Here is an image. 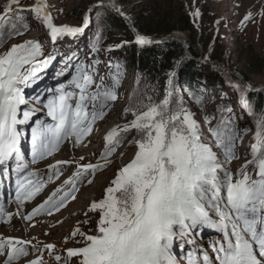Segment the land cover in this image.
Wrapping results in <instances>:
<instances>
[{
    "label": "snow or ice",
    "instance_id": "snow-or-ice-1",
    "mask_svg": "<svg viewBox=\"0 0 264 264\" xmlns=\"http://www.w3.org/2000/svg\"><path fill=\"white\" fill-rule=\"evenodd\" d=\"M102 7L125 15L115 4L97 5ZM24 11L20 0H10L0 14V47L29 30ZM27 11L48 30L54 45L64 37L83 34L90 23L89 15H85L82 26H57L44 0H36ZM251 18L249 13L245 20ZM100 42L98 35L92 44L93 53H99ZM135 43L145 46L154 41L136 35ZM54 59L55 55H44L38 40L13 44L0 53V187L10 172L16 174L18 208L34 199L48 183L59 179L61 166L71 163L56 161L49 165L52 174L47 181L41 180L26 162L22 150L25 140L30 145L32 164L52 157L66 141L73 140L74 146H79L119 98V63L109 62V69L115 71L105 76L100 74V60L92 58L87 62L72 55L64 57L63 67L56 74L59 77L71 72L69 80L29 98L25 89L42 79L39 73ZM175 75L169 74L168 87L159 102L151 95L147 96V103L140 99L133 105L130 101L124 114L127 117L131 113L133 119L106 134L101 160L107 161L133 130L136 135L130 145L137 150L106 188L104 198L90 204L89 211L98 213L95 232L88 235L77 228L72 233L73 237H83L84 246L67 249L64 264H70L74 257L79 258V264H181V260L185 264H264V116L256 120L251 159L234 180L226 165L238 158L237 141L242 142L250 129H239L234 115H228L232 109L224 107L218 110L219 118L205 114V124L216 120L208 129L211 139H207L183 96L174 98ZM230 86L241 93L243 107L248 110L244 94L251 86ZM192 98L203 112L204 97ZM38 111H44L46 119L33 121ZM214 148L220 150V155ZM248 165L253 166L255 179L248 172ZM105 166L78 164L73 175L23 219L31 221L41 214L59 212L76 199L80 185L85 181L91 184L88 177ZM11 219L0 203V222ZM205 228L218 234L210 245L214 259L196 245L195 236ZM30 243L0 238V256L7 257L4 264H15L27 256ZM44 247L59 264L62 257L54 254L55 245ZM29 264L43 262L36 259Z\"/></svg>",
    "mask_w": 264,
    "mask_h": 264
},
{
    "label": "rangeland",
    "instance_id": "rangeland-1",
    "mask_svg": "<svg viewBox=\"0 0 264 264\" xmlns=\"http://www.w3.org/2000/svg\"><path fill=\"white\" fill-rule=\"evenodd\" d=\"M103 1L44 0L47 4V11L57 26H82L85 15L90 17L89 26L83 34L75 38L64 37L54 45L48 30L35 19L33 13L27 11L35 5L36 0H20V7L26 10L23 12L24 19L30 25V28L23 35L8 39L3 47H0V53H3L10 49L13 44L38 40L43 46L45 56L55 55V59L50 65L39 73L42 79L33 87L25 89L29 98L37 94L43 95L45 89L55 88L69 80L71 72L59 77L56 75L63 67L62 61L67 55L78 56L87 62H90L92 58L100 60L101 75L107 76L109 71H115V69H109V62L113 65L119 63L122 72L120 87L118 88V100L114 102L113 107L107 112L104 119L95 123L92 133L79 146H74L73 140L66 141L62 144L60 151L52 157L32 164L30 145L27 139L25 140L26 146L23 152L25 153L26 162L29 163L30 170L39 174L41 180L47 181L48 175L52 174L49 171V165H54L56 161H70L71 163L62 165V175L59 179L48 183L37 195L35 201L26 202L22 210H18L15 202L16 174L10 172V176L4 178L3 187L0 189V203L4 204L6 212L12 217V221L0 222V238H13L31 242L27 246L29 254L20 258L15 264H29V261L36 259H42L43 264H57V261L45 249L46 244L55 245L54 254L60 255L62 260L59 264H64V259L67 258V249L84 246L81 242L83 237L79 235L73 237L72 233L79 228L83 233L94 234L98 222V213L89 211L90 204L104 198L106 188L111 186V181L119 170L131 161L137 150L134 145H130V141L136 135L135 130H133L107 161L101 160V154L105 151V136L112 128L123 126L133 119L131 113L127 117L124 114V109L129 107L130 101L133 105L140 99L147 103V96L151 95L156 102H159L168 87L169 74L172 72L176 73L173 78L174 98L178 99L181 95L183 96L186 106L194 113L195 119L200 122L207 139H211L208 129L216 124V120H213L211 125L205 124V114L215 115L219 118L220 112L218 110L224 107L232 109L229 115H234L239 129H250L248 134L243 136L242 142L237 141L236 155L238 158L233 159L230 164L226 165L228 171L233 174L234 180L241 168L251 159L250 146L254 143L256 120L264 116V113L256 111L255 103L248 101L249 109L246 110L243 107L241 93L233 89L230 83L239 81L242 85H250L251 90L244 94L246 97L248 93L257 94L264 91V15L261 14L264 13V0L120 1L118 5L122 11L126 12L128 17L132 14L135 3H141L148 15L153 18L167 19V17H179V14L189 15L192 22L202 25L205 34L213 40V52L217 56H221V63H213L204 55L201 45H198L199 53L202 56L194 58L188 51H185L183 58L179 59L175 68L168 73L164 87L145 81L136 73L133 63L129 60V51L125 50V54L121 52L128 45L123 38H118L115 43H108L104 46L100 44L99 53L92 52V44L95 38L102 34L100 20H102L103 7L97 8V5ZM9 2L10 0H0V14L3 13ZM116 2L118 3V0ZM105 5L107 4L105 3ZM197 12L199 15H193ZM249 13L252 14V18L245 20ZM114 33L119 34L118 31ZM174 35L182 36L188 48L189 38L187 34L174 32L167 38ZM109 48L112 50L109 51ZM203 59L209 60L210 63ZM192 61L202 64V73L205 76L209 75L213 67L218 68L225 74L224 79L226 82L222 86L224 91L220 92L219 89H216V91L212 89L210 93L202 94L204 97L203 112L192 98L194 95L189 93L190 90H186L178 84L180 69L186 63ZM241 74H245L250 82H247ZM137 81H139V84H137ZM134 92L136 93L135 98H133ZM249 111L252 112V115L249 114ZM36 119H46L44 111H38L33 117V121ZM213 150L220 155L219 149L214 148ZM80 157L84 159L81 160ZM89 163L93 165L99 163L106 166L88 177L92 180L91 184L85 181L80 185L76 193V199L69 201L66 207L52 215L41 214L27 222L23 219L30 209L43 203L55 189L61 187L64 181L68 180L76 171L78 164L86 165ZM248 171L253 172L255 176L252 165H248ZM217 236L218 234L214 230L208 228L203 229L202 234L195 236L196 245L205 249L213 259L214 253L210 245L215 242ZM6 258V255L0 256V264H4ZM70 264H79V258H72ZM181 264H185V261L181 260Z\"/></svg>",
    "mask_w": 264,
    "mask_h": 264
},
{
    "label": "trees",
    "instance_id": "trees-1",
    "mask_svg": "<svg viewBox=\"0 0 264 264\" xmlns=\"http://www.w3.org/2000/svg\"><path fill=\"white\" fill-rule=\"evenodd\" d=\"M126 2L128 0H118ZM100 25L102 28L101 46L108 43H115L116 39L123 38L128 44L121 52L125 54V50L130 53V61L133 63L135 71L140 77L148 82H153L164 87L167 81V75L171 72L179 59L183 58L185 49L182 44L176 40H168L164 43H152L150 45L139 46L135 43V36L130 31L127 23L121 16L114 12L112 8L103 7ZM179 17L153 18L148 15L141 3L133 5L132 14L129 16L132 24L139 35L148 38L167 39L174 32H182L188 35V52L194 58H200L198 45L204 51V55L213 63H221V56H217L213 50V40L205 34L202 25L192 22L189 15L179 14ZM167 20V21H166ZM119 32L116 34L114 32ZM128 49H125V48ZM247 81L249 78L245 74H241ZM225 74L218 68H211L209 75L202 73V64L196 61L186 63L178 73V84L190 90L191 95H206L211 90L219 89L224 91ZM177 82V81H174ZM237 83H240L237 81ZM175 84V83H174ZM241 84V83H240ZM242 85V84H241ZM246 100L255 103L256 111L264 113V91L261 93H248ZM229 115V114H228ZM253 179L256 177L254 173L248 171Z\"/></svg>",
    "mask_w": 264,
    "mask_h": 264
},
{
    "label": "water",
    "instance_id": "water-1",
    "mask_svg": "<svg viewBox=\"0 0 264 264\" xmlns=\"http://www.w3.org/2000/svg\"><path fill=\"white\" fill-rule=\"evenodd\" d=\"M109 4V3H112V4H115V6H116V8H118L119 9V5L116 3V2H114V1H110V0H104L103 1V4ZM114 12L115 13H117V14H119L115 9H114ZM120 15V14H119ZM121 16V15H120ZM127 17V18H126ZM121 18L127 23V25H128V27H129V29H130V31L133 33V35L136 37V35H139L138 34V32L136 31V29L134 28V26H133V24H132V21L130 20V18L127 16V15H124V16H121ZM150 40H152V41H154V43H156V42H158V43H164V42H166V41H168V40H176V41H178V42H180L181 44H182V46H183V48L185 49V51H188V48L186 47V45H185V41L182 39V38H180V37H176L175 35L174 36H171V37H169V38H167V39H165V40H163V39H150ZM204 61H207V62H209L210 63V61L209 60H207V59H203Z\"/></svg>",
    "mask_w": 264,
    "mask_h": 264
},
{
    "label": "bare ground",
    "instance_id": "bare-ground-1",
    "mask_svg": "<svg viewBox=\"0 0 264 264\" xmlns=\"http://www.w3.org/2000/svg\"><path fill=\"white\" fill-rule=\"evenodd\" d=\"M108 1V0H107ZM110 1H114V2H116L117 0H110ZM117 3V2H116ZM118 4V3H117ZM119 9L122 11V9H121V7L119 6ZM124 12V11H123ZM124 14L125 15H127L126 14V12H124ZM176 37H180V38H182L183 40H184V38L182 37V36H179V35H175ZM38 196H36L34 199H32V201L34 202L35 201V199L37 198ZM17 206V205H16ZM18 207V206H17ZM16 207V208H17ZM35 207H33L32 209H30L29 211H28V214H30L31 212H32V210L34 209ZM18 210H22V208H18ZM28 214H26V215H28ZM25 215V216H26ZM14 218V217H13ZM12 221V220H11ZM28 220H26V222H27Z\"/></svg>",
    "mask_w": 264,
    "mask_h": 264
}]
</instances>
